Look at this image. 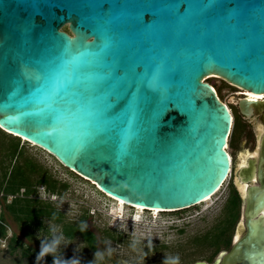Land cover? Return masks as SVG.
<instances>
[{
	"label": "water",
	"instance_id": "obj_1",
	"mask_svg": "<svg viewBox=\"0 0 264 264\" xmlns=\"http://www.w3.org/2000/svg\"><path fill=\"white\" fill-rule=\"evenodd\" d=\"M207 76L264 94V0H0V129L147 210L232 176L231 246L191 264H264V99L237 100L262 123L232 167L233 113Z\"/></svg>",
	"mask_w": 264,
	"mask_h": 264
},
{
	"label": "rangeland",
	"instance_id": "obj_2",
	"mask_svg": "<svg viewBox=\"0 0 264 264\" xmlns=\"http://www.w3.org/2000/svg\"><path fill=\"white\" fill-rule=\"evenodd\" d=\"M66 26H62V29ZM206 81L215 87L219 98L228 105L234 115V104L237 103L235 96L243 90L228 84L218 76H209ZM235 115L239 127L231 141L229 136L226 146L232 157L233 166L238 163L241 155L250 152L256 145L253 127L246 123L239 114ZM15 141L18 142L19 147H22L26 155L46 166L57 180L67 184V187L60 190L59 193H48L44 186L37 187V196L42 200H51L63 212L65 220L75 221L83 217L84 224L90 230L95 231L98 236L102 234L101 230L105 229L117 233L113 227L125 232L122 236L124 243H116L106 237L99 248V253L102 256L113 253L145 264H150L147 261L153 256L155 260L161 259L163 262L167 261L168 264H174V262L175 264H189L194 260H212L216 255L228 249L229 244H226L224 240L222 243L210 245L205 240L204 242L197 241L195 237L212 235V238L217 240V233L212 232L222 227L220 223L226 215L224 200L228 194L229 180L232 179V176L207 202H201L181 210L160 211L155 214L147 209L137 211L131 206L119 204L99 191L90 181L62 166L43 149L1 131L0 160L4 158L5 163L11 160V147ZM10 197H7L8 200ZM240 216L241 208L235 224L226 233L230 239ZM134 217H139L143 222L132 221ZM170 222L182 227L181 231L168 230L167 226ZM5 224L6 237L0 238V264H40V261L33 256H22L19 252H9L8 237L14 232L31 251L41 252L47 247L50 249L48 252L63 256L65 262L69 264H87L89 261L99 264L97 256L89 250L81 236L76 235L72 239L66 238L61 231V225L49 218L43 220V226L32 228L33 232L30 237H26L20 232L18 223L8 214H5ZM157 238L165 241L168 247L152 255L146 254L144 252L145 245L152 244L150 242H154ZM177 256L179 261H176Z\"/></svg>",
	"mask_w": 264,
	"mask_h": 264
},
{
	"label": "trees",
	"instance_id": "obj_3",
	"mask_svg": "<svg viewBox=\"0 0 264 264\" xmlns=\"http://www.w3.org/2000/svg\"><path fill=\"white\" fill-rule=\"evenodd\" d=\"M235 114H237V111L234 110L230 141L239 127ZM0 131L2 132V130ZM16 138L18 139V137ZM10 155L11 160L5 163L4 158H2L0 164V238L6 237L5 214H8L18 223L17 226L20 232L26 237L31 236L32 228L43 226V220L49 218L61 225V231L66 238L72 239L79 235L88 245L93 247L96 236L84 224L83 217L75 221L65 220L63 212L51 200H42L37 196L38 186H44L45 191L48 193H59L60 190L67 187V184L57 180L46 166L26 155L22 147L18 146L17 141L12 145ZM228 186V194L224 200V212L226 215L221 220L222 222L220 221L222 227L212 232L217 233V240L213 239L211 235L208 237L196 236L197 241L204 242L205 240L207 244L215 245L222 243L224 240L226 244H230V236L226 233L239 217L242 201L231 178ZM8 196H11L9 200ZM106 235L114 237L113 232L110 231H107ZM7 245L9 252H19L22 256H33L40 261V264H69L65 262L63 256L50 252L41 256V252L31 251L15 232L8 237Z\"/></svg>",
	"mask_w": 264,
	"mask_h": 264
},
{
	"label": "flooded vegetation",
	"instance_id": "obj_4",
	"mask_svg": "<svg viewBox=\"0 0 264 264\" xmlns=\"http://www.w3.org/2000/svg\"><path fill=\"white\" fill-rule=\"evenodd\" d=\"M62 30H64V31H67L68 33H70L69 32V30L67 29V26L65 27V28H63ZM217 91V90H216ZM217 96H218V98H219V95H218V92H217ZM243 96H245V97H248L245 93H244V90L242 91V92H240V93H238L237 94V96H235V99H236V101L240 98V97H243ZM220 99V98H219ZM234 107H235V110L237 111V114H239V116H241V118L246 122V123H248L250 126H252L253 127V129H254V131H255V125L257 124V123H262V121L260 120V116L259 115H251V118H248V117H245L244 115H242L241 113H239V111H238V107H237V103H235L234 104ZM1 130V129H0ZM3 133H5V134H8V133H6V132H4V131H2ZM255 136V135H254ZM0 146H2L1 144H0ZM1 161H2V159L0 160V164H1ZM232 167H234L233 165H232ZM241 199V198H240ZM242 201V200H241ZM242 207V206H241ZM114 229H116L117 230V233H114L112 230H101V235L100 236H98L97 234H96V232L95 231H93V230H91L94 234H95V236H96V241H95V243H94V246L92 247V246H90V245H88L87 243H86V246L89 248V250L92 252V253H94V255H96L97 256V260H98V263L99 264H145V263H143V262H140V261H133V260H129V259H127V258H125V257H123V256H118V255H115V254H113V253H109V254H107L106 256H102L101 255V253H99V248H100V245H102L103 243H104V240L106 239V237H109V238H107V239H109V240H112L113 242H116V243H124V239L122 238V236L124 235L123 233H125V232H122L120 229H117V228H115V227H113ZM167 228H168V230H172V229H176V230H178V231H181V229H182V227L180 228V227H178V226H176L175 224H172V222H170V223H168V226H167ZM107 231H110V232H113V234H114V237H111V236H107L106 235V232ZM127 234V233H126ZM232 237H233V234H232V236H231V239H230V244H229V247H228V249L230 248V246H231V243H232ZM160 241V242H159ZM86 242V241H85ZM155 242V243H154ZM152 241V242H150V243H152V244H149V245H145V247H144V252L146 253V254H153V253H155V252H157V251H159V250H161V249H165V248H167L168 247V245H166L165 244V241H163V240H159V238H157L155 241ZM227 249V250H228ZM227 250H224V251H227ZM223 252V251H222ZM96 253V254H95ZM219 255V254H218ZM218 255H216V256H218ZM215 256V257H216ZM146 257H147V255H146ZM149 257V256H148ZM214 257V258H215ZM214 258L212 259V260H205V261H207L208 263H211L213 260H214ZM149 261H147V262H150V264H165V262L166 261H164L163 262V260L161 261V259H159V260H155V257H153V256H151L149 259H148ZM194 261H196V260H194ZM193 261V262H194ZM192 263V262H191ZM191 263H189V264H191ZM87 264H95V263H93L92 261H89ZM147 264V263H146ZM168 264V263H167Z\"/></svg>",
	"mask_w": 264,
	"mask_h": 264
},
{
	"label": "bare ground",
	"instance_id": "obj_5",
	"mask_svg": "<svg viewBox=\"0 0 264 264\" xmlns=\"http://www.w3.org/2000/svg\"><path fill=\"white\" fill-rule=\"evenodd\" d=\"M207 77H209V76H207ZM207 77H205L204 80H207ZM244 93H245L248 97H249V95H252V96L258 97L257 99H260L259 97H264V94H263V93H252V92L247 91V90H244ZM226 105H227V104H226ZM227 106H228V105H227ZM21 139L24 140V138H22V137H21ZM228 153H229V152H228ZM229 156H230L231 161H232V157H231L230 153H229ZM241 158H243V157H241ZM243 159H244V158H243ZM241 163L243 164V163H244V160H242ZM212 196H213V195H212ZM212 196H209V197L205 198V199L202 201V203H203V202H207ZM112 199H114V198H112ZM114 200H116L119 204H124V202H123L122 200H119V199H114ZM199 203H201V202H199ZM125 205H128V204H125ZM128 206H130V205H128ZM131 207L134 208V209L137 210V211H142V210L145 209V208H143L142 206H137V205H133V206H131ZM148 210L153 211L155 214L158 213V212H160V210H158V209H148ZM137 218H139V217H134V219H132V221H137V222H140V223L143 222L142 220H140V218H139V219H137Z\"/></svg>",
	"mask_w": 264,
	"mask_h": 264
},
{
	"label": "clouds",
	"instance_id": "obj_6",
	"mask_svg": "<svg viewBox=\"0 0 264 264\" xmlns=\"http://www.w3.org/2000/svg\"><path fill=\"white\" fill-rule=\"evenodd\" d=\"M137 219H139V218H137ZM49 250H50L49 248L45 247V248L41 251L40 255H41V256L45 255ZM176 261H179V257H178V256L176 257ZM165 264H167V261L165 262ZM174 264H175V262H174Z\"/></svg>",
	"mask_w": 264,
	"mask_h": 264
},
{
	"label": "snow or ice",
	"instance_id": "obj_7",
	"mask_svg": "<svg viewBox=\"0 0 264 264\" xmlns=\"http://www.w3.org/2000/svg\"><path fill=\"white\" fill-rule=\"evenodd\" d=\"M250 100H255L257 99L258 97H255V96H252V95H249L248 97ZM260 99H264V97H259Z\"/></svg>",
	"mask_w": 264,
	"mask_h": 264
}]
</instances>
